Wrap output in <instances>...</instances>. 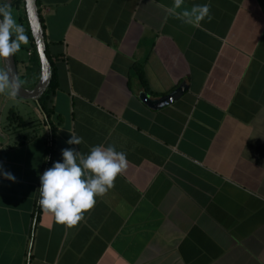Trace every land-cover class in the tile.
<instances>
[{"label": "crops", "instance_id": "crops-1", "mask_svg": "<svg viewBox=\"0 0 264 264\" xmlns=\"http://www.w3.org/2000/svg\"><path fill=\"white\" fill-rule=\"evenodd\" d=\"M173 4L40 0L57 81L52 165L62 149L103 145L128 167L77 225L57 223L38 203L52 128L37 104V126L11 123V110L4 124L13 96L0 92V163L17 178L0 177V264H264V0H184L210 5L195 26ZM21 48L27 80L37 67ZM184 82L169 106L141 99Z\"/></svg>", "mask_w": 264, "mask_h": 264}, {"label": "clouds", "instance_id": "clouds-1", "mask_svg": "<svg viewBox=\"0 0 264 264\" xmlns=\"http://www.w3.org/2000/svg\"><path fill=\"white\" fill-rule=\"evenodd\" d=\"M184 0H174L173 10L182 9ZM179 15L184 23L197 25L205 18L209 21V4H196L191 9L183 8ZM21 42H27L23 25L17 23L10 6H0V58L6 60L19 51ZM10 87L5 70H0V92L11 88L10 95L15 96V81ZM83 137L71 135L68 145H81ZM62 162H54L45 170L40 179V207L54 215L59 224L75 226L84 219V213L96 204L101 197L114 187L117 176L128 167L126 153L117 151L114 146L97 145L85 155L75 148L62 149ZM0 177L16 181V177L4 170L0 163Z\"/></svg>", "mask_w": 264, "mask_h": 264}, {"label": "water", "instance_id": "water-1", "mask_svg": "<svg viewBox=\"0 0 264 264\" xmlns=\"http://www.w3.org/2000/svg\"><path fill=\"white\" fill-rule=\"evenodd\" d=\"M26 1V12L31 28L33 38L36 42L37 49L41 58L42 73L41 78L37 85L33 88L26 87L21 79L20 73L17 65V60L15 55H10L5 61L6 72L9 77L10 87L13 86L12 82L15 81V86L17 88L16 96L34 101L40 110L44 113L46 119H48L46 113L41 104V98L49 89L53 76V66L50 57L47 53L48 43L45 35L44 24L42 22L39 0H25ZM188 90L187 83H183L177 90L169 95L162 97L161 99H152V97L147 93L143 92L141 94V99L149 106L155 109H161L165 106H169L179 99H181Z\"/></svg>", "mask_w": 264, "mask_h": 264}, {"label": "trees", "instance_id": "trees-1", "mask_svg": "<svg viewBox=\"0 0 264 264\" xmlns=\"http://www.w3.org/2000/svg\"><path fill=\"white\" fill-rule=\"evenodd\" d=\"M16 7H20L21 5L24 6V8H26V1L25 0H17L16 1ZM39 2V6H40V0L38 1ZM14 6V5H13ZM42 17V16H41ZM28 20V18H27ZM42 22L44 24V21H43V18H42ZM27 32V36L32 40V43H31V46L29 47H22L21 49L23 50V52H26L24 58H27L29 63L31 64V67L30 68H33L34 65H36L37 67V73L35 76H32V80H33V83L31 85H26L24 84L26 87L28 88H33L37 85L39 79H40V73H41V58H40V55H39V52H38V49H37V45H36V42L33 38V35H32V32H31V28L30 30L27 28V30H25ZM19 51H17L15 53V56H16V60H17V65H18V69L20 67V57H19ZM30 52L32 53L30 55ZM47 53L50 57V60H51V63H52V66H53V71H54V76H53V80H52V83L49 87V89L46 91V93L43 95V97L41 98V104H42V107L44 109V112L46 113L47 117H48V120L46 122H48L52 128V133H51V137H50V140H49V146H48V149H47V153L51 156L50 160H48L47 162V169L51 167L52 165V160H53V155H54V145H55V133H56V126L54 125L53 123V115H54V107H53V100H54V95H55V89H56V72H55V67H54V62L49 54V50H47ZM20 73V71H19ZM37 77V78H36ZM22 81V80H21ZM11 117H14L15 120H18L19 122H21L22 124L25 123L24 122V119L20 116V115H17L16 113H14V111H11Z\"/></svg>", "mask_w": 264, "mask_h": 264}, {"label": "rangeland", "instance_id": "rangeland-1", "mask_svg": "<svg viewBox=\"0 0 264 264\" xmlns=\"http://www.w3.org/2000/svg\"><path fill=\"white\" fill-rule=\"evenodd\" d=\"M17 0H0V6H10V10L12 11L14 18L16 19L17 23L23 25L24 28V34L27 36V32L25 30H27V28L30 30V24H29V20H27L28 16H27V12H26V8H24V6H20V7H16V2ZM14 5V6H13ZM32 40L27 36V42H21V46L20 47H29L31 46ZM24 54H26V52H24ZM1 61H4V59L0 58ZM23 68H21L20 70V79L22 80L23 84L26 85H31L33 83L32 80V76L30 75L29 78L26 80V78H24L21 74ZM41 73H42V64H41ZM41 73H40V78H41ZM37 78V77H36ZM40 80V79H39ZM39 82V81H38ZM34 101L32 100H25V99H21L18 98L16 95L13 96L12 99H8L7 100V106H6V110L3 116V123H7L6 121V116L9 113V110L14 111V113H16L17 115H20L24 121H26V123L30 126V125H35L37 126V122H38V114L35 110V107H37V105ZM10 116H12L10 114ZM11 123L15 124V123H19V121H16L14 117H11ZM10 122H8L9 124Z\"/></svg>", "mask_w": 264, "mask_h": 264}, {"label": "built area", "instance_id": "built-area-1", "mask_svg": "<svg viewBox=\"0 0 264 264\" xmlns=\"http://www.w3.org/2000/svg\"><path fill=\"white\" fill-rule=\"evenodd\" d=\"M32 53L30 52V55H31Z\"/></svg>", "mask_w": 264, "mask_h": 264}]
</instances>
